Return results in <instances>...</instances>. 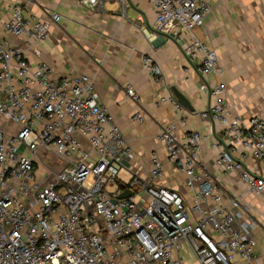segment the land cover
Masks as SVG:
<instances>
[{
  "label": "built area",
  "instance_id": "obj_1",
  "mask_svg": "<svg viewBox=\"0 0 264 264\" xmlns=\"http://www.w3.org/2000/svg\"><path fill=\"white\" fill-rule=\"evenodd\" d=\"M76 1L99 9L115 0ZM150 1L157 15L151 36L180 44L202 78L221 76L216 50L193 34L211 10L208 1ZM47 16L27 15L20 1L0 12V264H186L188 256L195 264H263L256 220L238 198H225L200 161L207 137L198 131L181 135L169 123L158 135L168 161L185 175L181 188L152 184L131 171L121 176L135 153L100 103L94 80L87 74L54 79L47 63L31 62L7 38H25L40 58L39 44L61 19L57 11ZM144 65L162 80L151 56ZM200 89L216 99L200 114L221 133L214 143L215 166L238 172L264 198V169L255 172L244 161L264 167V119L246 122L233 113L222 101V81L204 80ZM126 94L140 101L131 86ZM47 159L54 167L43 180L39 167ZM150 175L155 180L164 175L155 153ZM111 187L114 192L107 190ZM125 188L132 195L118 198Z\"/></svg>",
  "mask_w": 264,
  "mask_h": 264
},
{
  "label": "crops",
  "instance_id": "obj_2",
  "mask_svg": "<svg viewBox=\"0 0 264 264\" xmlns=\"http://www.w3.org/2000/svg\"><path fill=\"white\" fill-rule=\"evenodd\" d=\"M15 1L21 2L27 15L40 20H46L49 11L61 15L51 26L48 38L39 44L40 58L32 54L25 38H7L22 48L31 62L47 63L54 79L87 74L94 80L100 103L135 153L133 160L125 162L123 178L131 171L152 184L182 187L185 175L168 161L165 147L158 140L161 127L175 123L181 135L198 131L207 137L202 141L199 159L225 198H238L249 215L254 212L264 219V198L253 194L238 172L215 166L214 143L221 133L216 124L200 116L216 100L200 89L205 80L211 85L222 81L226 89L223 103L246 122L253 116L264 119V0H207L211 10L193 34L216 50L221 76L211 73L205 78L180 44L166 35L151 36L157 15L150 0H115L99 9L76 0H0V12L7 13ZM146 56L160 65L162 80L156 81L146 71ZM127 86L135 90L139 102L127 96ZM173 88L185 96L190 108L178 102ZM169 97L173 101H162ZM138 113L142 121L134 119ZM154 153L164 166L163 177L156 180L150 175ZM244 161L255 172L264 169L249 158ZM248 217L242 214L245 221ZM253 232L264 264V235L257 226Z\"/></svg>",
  "mask_w": 264,
  "mask_h": 264
},
{
  "label": "rangeland",
  "instance_id": "obj_3",
  "mask_svg": "<svg viewBox=\"0 0 264 264\" xmlns=\"http://www.w3.org/2000/svg\"><path fill=\"white\" fill-rule=\"evenodd\" d=\"M54 167L53 162L50 159L44 160L43 163H41L39 167V173L43 180H47L49 178V171ZM58 171L57 169L53 170ZM52 173V172H51ZM53 173L50 175L52 177ZM50 177V179H51ZM109 192H114V188H108ZM251 217L256 220V225L258 231L260 230L262 234L264 235V219L261 216H257V214H254V212H250ZM252 221V220H251ZM258 222V223H257ZM186 264H195L193 258L189 257L186 260Z\"/></svg>",
  "mask_w": 264,
  "mask_h": 264
},
{
  "label": "water",
  "instance_id": "obj_4",
  "mask_svg": "<svg viewBox=\"0 0 264 264\" xmlns=\"http://www.w3.org/2000/svg\"><path fill=\"white\" fill-rule=\"evenodd\" d=\"M173 92H174V95H175V97L177 98V100H178V102H179L180 104H182V105L185 106V107H189V108H190V106H189V104H188V101H187V99L185 98V96H183V95H182L177 89H175V88H173ZM130 195H132V192H131L129 189L125 188L124 191H123L121 194L118 195V198L123 199V198H127V197H129Z\"/></svg>",
  "mask_w": 264,
  "mask_h": 264
}]
</instances>
